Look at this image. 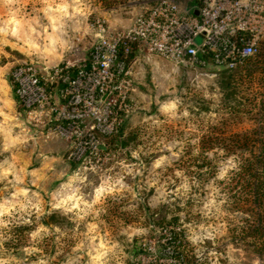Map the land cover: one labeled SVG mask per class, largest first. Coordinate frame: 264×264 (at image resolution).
Instances as JSON below:
<instances>
[{"label": "rangeland", "instance_id": "374dc122", "mask_svg": "<svg viewBox=\"0 0 264 264\" xmlns=\"http://www.w3.org/2000/svg\"><path fill=\"white\" fill-rule=\"evenodd\" d=\"M155 1L0 0V261L4 264H181V259L182 264H264V253L256 252L254 239L238 236L244 215L231 204L225 187L228 178H216L226 155L202 153L199 148L201 136L211 126L226 133L256 127L257 99L249 103L245 98L263 92L264 69L246 76L249 66L233 72L199 69L142 53L132 70L134 112L119 134L106 141L99 163L79 171L68 160L70 144L34 132L18 108L10 79L15 66H79L96 40L97 20L110 32L126 30ZM190 1L182 0L180 7ZM49 5L52 9L64 5L68 14L46 12ZM49 16L59 17L55 33ZM13 18L21 22L17 36L11 34L16 27L9 23ZM21 34L39 50L30 49ZM49 35L55 43L47 40ZM231 81L232 88H227ZM169 102H175L176 109L163 111L161 106ZM233 108L236 112H230ZM53 143L67 147L48 150ZM73 176L82 181L62 187ZM101 185L112 191L93 204ZM75 188L90 208L82 202L71 210V202L60 204ZM18 190L27 196L14 197ZM97 249L105 255L93 262Z\"/></svg>", "mask_w": 264, "mask_h": 264}, {"label": "built area", "instance_id": "2783aa9c", "mask_svg": "<svg viewBox=\"0 0 264 264\" xmlns=\"http://www.w3.org/2000/svg\"><path fill=\"white\" fill-rule=\"evenodd\" d=\"M181 2L156 0L122 31L110 32L97 20L96 40L79 66L13 68L11 84L26 123L68 142V160L77 171L99 163L106 141L134 112L132 70L142 53L233 72L259 52L264 0H191L180 7Z\"/></svg>", "mask_w": 264, "mask_h": 264}, {"label": "trees", "instance_id": "16d2710c", "mask_svg": "<svg viewBox=\"0 0 264 264\" xmlns=\"http://www.w3.org/2000/svg\"><path fill=\"white\" fill-rule=\"evenodd\" d=\"M261 44L259 52L247 61L246 67L249 68L245 70L246 76L258 68L264 69V48L261 50ZM232 82L226 84L227 88H232ZM233 88L236 95L238 91L234 86ZM262 89L263 92L258 96L254 95L252 99L245 98V102L249 103L257 99L258 112L255 116L257 125L253 130L226 133L217 126H211L199 141L202 153L222 147L226 150L225 155L236 154L240 161L238 170L230 172L225 187L229 198L233 199L231 204L244 215V224L238 228L240 230L238 236L241 239L253 238L254 249L259 254L264 253V85ZM230 112H236V109L233 108ZM212 172L213 169L209 171ZM179 261L183 263V259Z\"/></svg>", "mask_w": 264, "mask_h": 264}, {"label": "clouds", "instance_id": "9594fccd", "mask_svg": "<svg viewBox=\"0 0 264 264\" xmlns=\"http://www.w3.org/2000/svg\"><path fill=\"white\" fill-rule=\"evenodd\" d=\"M49 10L62 12L64 15L68 14L67 13V8L64 5H60L56 9H52L51 5H49L48 9H45V11L47 12ZM78 11H79V9H78ZM48 18L52 22V32L55 33V31H56V22L59 19V17H55L54 18L52 16H49ZM9 23H12V24L16 25V27H14L12 29L11 34L13 36H17L18 35V29L20 28L21 22L15 20V18H13L12 20L9 21ZM32 31H35V29H32ZM45 32H47V29H45ZM38 35H39V33H38ZM19 38L23 39L24 43L27 44L30 49L39 50V46L36 45L34 43V41L30 40L28 37L23 36L21 34L19 36ZM46 38H47V40L50 43H55L56 42L55 37L52 36V35H49ZM13 47H15V45H13ZM46 50H48V49H46ZM161 108H162L163 111H174L176 109V104H175V102H169L168 104L162 105ZM212 151H214V152L218 151L221 156H225V153H226V150L224 148H222V147L213 148ZM163 159L164 158L161 157V160H163ZM161 160H158L156 162V167L160 166ZM239 163H240V161L238 160L236 154H228V155H226L225 162L222 163V165L220 166V169H219V171L217 173L216 178L218 180H222V181L226 180L228 178V174H229L230 171L238 170ZM17 179L19 180L20 178L17 177ZM76 180H81L82 181V178L79 177V176H73V177H71L69 179V181L66 184L62 185V187H64V188H72V184ZM117 183H120V181H117ZM79 191H80L79 188L73 189L71 192H69L66 195L65 199H63L60 202V204L61 205H67V204H69L71 202V208L69 209V210H71V209L79 208L80 203L82 202V203H84L86 208H90L92 205L89 204L87 201H82V198L78 195ZM111 191H112V187H105L104 185H101L100 187H98L95 190V199L92 201V203L93 204L96 203L100 199L102 194L110 193ZM17 195L27 196V193L24 190H18L17 192L13 193L14 197L17 196ZM212 203H214V201ZM221 203H223V201H221ZM12 207H15V206L14 205H9V209H11ZM22 207H23V204H21V208ZM205 207H208V206L206 205ZM81 211H83V209H81ZM209 227H211V225H209ZM40 231H46V230L45 229H37V233H39ZM57 231H58V229H57ZM103 247H104V244L101 243L100 248H103ZM97 253L98 254L96 256H92L91 257L93 262L98 261L100 259V256L105 255V253L99 252V249H97ZM89 255H91V253ZM0 264H4V262L0 261Z\"/></svg>", "mask_w": 264, "mask_h": 264}, {"label": "crops", "instance_id": "0c3cea01", "mask_svg": "<svg viewBox=\"0 0 264 264\" xmlns=\"http://www.w3.org/2000/svg\"><path fill=\"white\" fill-rule=\"evenodd\" d=\"M132 22H133V20H132ZM131 26V25H130ZM116 29V28H115ZM36 133H38V132H36ZM39 135H41L40 133H38ZM41 136H43V135H41ZM52 136V135H51ZM54 136V135H53ZM43 137H46V136H43ZM47 137H49V136H47ZM60 139V138H59ZM50 142H48V144H49ZM66 147H67V145L65 144V143H63V144H57V143H53V144H51V146H49L48 147V150H52V151H56V150H59V149H62V148H65L66 149Z\"/></svg>", "mask_w": 264, "mask_h": 264}]
</instances>
